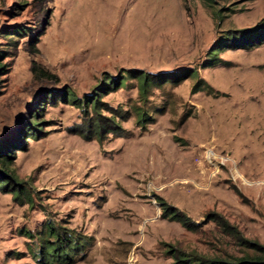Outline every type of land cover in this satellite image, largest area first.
<instances>
[{
  "label": "rangeland",
  "instance_id": "rangeland-1",
  "mask_svg": "<svg viewBox=\"0 0 264 264\" xmlns=\"http://www.w3.org/2000/svg\"><path fill=\"white\" fill-rule=\"evenodd\" d=\"M257 23L264 0H0V264H48L47 224L78 239L62 264L262 252L264 40L212 48ZM87 93L101 135L70 130Z\"/></svg>",
  "mask_w": 264,
  "mask_h": 264
},
{
  "label": "trees",
  "instance_id": "trees-1",
  "mask_svg": "<svg viewBox=\"0 0 264 264\" xmlns=\"http://www.w3.org/2000/svg\"><path fill=\"white\" fill-rule=\"evenodd\" d=\"M204 4L207 5H213V0H201ZM215 14L219 18L221 17L219 15V9H215ZM17 30V31H16ZM19 32L18 29H14L11 31V33ZM264 40V23H257L252 26H246L243 28L238 29H229L222 33L219 38L216 40V44L212 47L215 49H218L219 47H237V46H244L248 47L251 44H255L257 42H260ZM212 50L210 57H207L204 61V64H209L215 61V57L213 56L214 52ZM1 66V65H0ZM180 78V75L177 76L175 79ZM124 79V77H122ZM121 79V81H122ZM165 79V78H164ZM172 79V78H171ZM173 79V80H175ZM116 81V80H115ZM202 81L201 78H198L197 81L194 84V88H200L198 87L200 82ZM148 79L146 75L141 76V83H140V90L142 92L145 91L147 88ZM83 104H85L86 107L90 105L95 113L92 116H89L87 119H84V121L77 123L75 125H72L70 127V130L72 132H76L79 134H82L84 137L90 136L92 133H97L98 135H101L104 130H107L109 128H114V123L107 122L103 120L99 112V108L101 105H99V98L95 95H92L90 93H87L85 95V98L83 100ZM87 121L86 126L87 128L83 130L84 122ZM32 124L28 123L27 127L25 128V131L27 133L33 134L32 131ZM82 125V126H81ZM30 128V129H29ZM17 143V142H16ZM8 145L6 144H0V153H4L1 149L6 151ZM2 151V152H1ZM6 158L1 156L0 157V164H5ZM4 169H0V186L3 188H6L8 182V179L10 178V175H8L5 170L8 168L3 166ZM19 192V189H17L16 193ZM173 217L180 220L186 225H189V222H187L186 219L182 218L181 213L179 212H173ZM47 236L41 237L42 239L38 243L39 249L38 254L40 257L45 258V260L48 262V264H62L67 262L68 260L72 259V255L70 256L71 252L73 253L77 248V242L78 239H76L75 236L69 234V235H61L59 231L52 225L47 224ZM31 236L32 234L29 233ZM52 235L53 237L50 238L49 236ZM262 248L263 251L258 252L252 256L249 257H238V263L240 264H264V246L258 244V248ZM71 262V261H68ZM234 262L226 261L225 264H234Z\"/></svg>",
  "mask_w": 264,
  "mask_h": 264
}]
</instances>
